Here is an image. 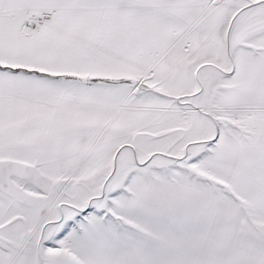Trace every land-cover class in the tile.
Here are the masks:
<instances>
[{
  "label": "snow or ice",
  "instance_id": "obj_1",
  "mask_svg": "<svg viewBox=\"0 0 264 264\" xmlns=\"http://www.w3.org/2000/svg\"><path fill=\"white\" fill-rule=\"evenodd\" d=\"M0 264H264V0H0Z\"/></svg>",
  "mask_w": 264,
  "mask_h": 264
}]
</instances>
